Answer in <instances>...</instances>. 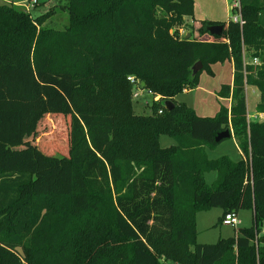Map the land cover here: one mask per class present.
I'll list each match as a JSON object with an SVG mask.
<instances>
[{"label": "trees", "instance_id": "obj_1", "mask_svg": "<svg viewBox=\"0 0 264 264\" xmlns=\"http://www.w3.org/2000/svg\"><path fill=\"white\" fill-rule=\"evenodd\" d=\"M64 1L62 27L48 25L60 9L0 3V264H264V121L246 96L264 113V0H238L243 24L201 19L183 37L195 0ZM226 60L229 106L208 117L174 100ZM129 75L174 108L137 113ZM226 129L238 161L207 154ZM214 207L220 222L250 209L253 225L200 243L197 214Z\"/></svg>", "mask_w": 264, "mask_h": 264}, {"label": "rangeland", "instance_id": "obj_2", "mask_svg": "<svg viewBox=\"0 0 264 264\" xmlns=\"http://www.w3.org/2000/svg\"><path fill=\"white\" fill-rule=\"evenodd\" d=\"M29 0H0V3L25 5ZM236 0H195V16L203 18H214L218 20H227L228 16L232 15L231 6L235 4ZM66 2L64 0H38L33 4L31 13L33 16H39L51 8L59 11L58 17L52 18L48 21V25L55 27H62L66 22L67 12L61 9ZM24 7V6H23ZM25 8V7H24ZM185 20L187 30L198 28L201 19H196L191 22L192 18ZM56 18V19H55ZM197 34V32H196ZM249 60V57H247ZM213 73L203 70L199 75V80L196 86L185 90L184 93L174 97L178 103L185 102L188 106L194 108L199 116H215L222 106H229V101L219 95V91L223 84H231L233 82L234 71L230 60L224 62H217L212 65ZM187 91V92H186ZM248 114L251 120L258 121L260 118L257 115L256 105L259 101L260 94L257 89L252 86L246 87ZM166 99L162 100V103ZM147 101L149 102L148 104ZM153 104V97L148 92L144 91L141 97L134 101V106L137 113H150ZM51 132V133H50ZM50 140L54 138L52 131H49ZM55 141V140H54ZM175 143V140L170 135H162L160 144L162 147H167ZM237 142L233 138H226L214 148H207L209 158H218L223 155L229 156L232 160L238 161L241 159ZM217 178V172L210 171L205 174V179L208 184H212ZM223 210L220 207H214L208 211H201L197 214V230L198 242L200 243H216L221 237H235L239 228L252 226L254 222L253 212L250 209H240L239 219L240 224L237 227L231 225H224L220 222ZM264 232V230H263ZM262 232V233H263ZM167 264H173L168 262Z\"/></svg>", "mask_w": 264, "mask_h": 264}, {"label": "built area", "instance_id": "obj_3", "mask_svg": "<svg viewBox=\"0 0 264 264\" xmlns=\"http://www.w3.org/2000/svg\"><path fill=\"white\" fill-rule=\"evenodd\" d=\"M37 1L38 0H29L28 3H25V5H22V6H24L29 11V10H31L32 7L35 6L33 4L34 3L36 4ZM235 6H237V7L240 8L239 2H237ZM231 18L233 19V21L240 22L241 24H243V22H244L243 19H242L241 13L233 14L231 16ZM172 31H178L180 37H183V36L189 34V31L187 30V28L185 26H181V27H178V28H173ZM244 63L245 64L248 63V60L246 58V55H244ZM252 63H254L255 65H261L262 64V60L260 58L256 57V58H254V60L252 61ZM127 79H128V81H130V83L133 86L132 96H133V99L134 100H137L139 97H141L142 94L144 93V91L148 92L149 95H152L153 102H155V101H161V100L164 99L161 95L154 94L150 89H147L145 86H143L141 79L137 78L136 76L129 75L127 77ZM148 103L149 102L147 101L146 104H148ZM162 112H163V109L162 108L159 109V113H162ZM248 117H249V119H251V117L249 116V114H248ZM240 222L241 221L239 219V213L238 212H235V211L226 213L223 216L222 221H221L222 224H224V225H231L233 227H237L240 224Z\"/></svg>", "mask_w": 264, "mask_h": 264}, {"label": "water", "instance_id": "obj_4", "mask_svg": "<svg viewBox=\"0 0 264 264\" xmlns=\"http://www.w3.org/2000/svg\"><path fill=\"white\" fill-rule=\"evenodd\" d=\"M209 31L212 34H221L223 29H224V25L223 24H215L212 26H209ZM188 36H190V33L188 34ZM202 62L198 61L194 66H193V73H197L201 68H202ZM142 85L145 86V82H142ZM164 107H166L168 110H172L175 106V103L170 100V99H166L165 102L163 103ZM233 135V131L231 129H226L224 131H222L221 133H219V135L217 136V141H222L226 138H230Z\"/></svg>", "mask_w": 264, "mask_h": 264}, {"label": "crops", "instance_id": "obj_5", "mask_svg": "<svg viewBox=\"0 0 264 264\" xmlns=\"http://www.w3.org/2000/svg\"><path fill=\"white\" fill-rule=\"evenodd\" d=\"M238 2V0H236V2H235V4H233V6H231V11H232V8L236 5V3ZM233 15V14H232ZM232 15H230V16H228V18L227 19H229ZM194 16H195V14H194ZM190 19L191 17H185V20L186 19ZM195 19H207V20H214V21H220V20H218V19H214V18H203V17H198V16H196V17H194V18H192V20H191V22H195ZM187 21V20H186ZM232 63V62H231ZM232 65H233V63H232ZM233 71H234V65H233ZM232 84V83H231ZM256 89V88H255ZM188 91H190V89L188 90ZM187 92V91H186ZM259 92V91H258ZM184 93V92H183ZM178 96V95H177ZM176 96V97H177ZM246 96H247V94H246ZM228 101H229V104L231 103V99H228V98H226ZM257 115L259 116V120L258 121H264V113H261V112H257ZM231 138H233V140L235 141V143L237 142L236 141V139L234 138V136L232 135V137ZM237 145V147H238V144H236ZM238 149H239V147H238ZM239 154H240V156L242 155L241 154V151H240V149H239ZM222 214H223V212H222ZM221 214V215H222Z\"/></svg>", "mask_w": 264, "mask_h": 264}]
</instances>
